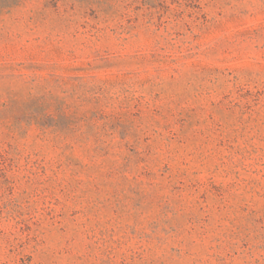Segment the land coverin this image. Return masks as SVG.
I'll return each instance as SVG.
<instances>
[{"label": "rangeland", "instance_id": "1", "mask_svg": "<svg viewBox=\"0 0 264 264\" xmlns=\"http://www.w3.org/2000/svg\"><path fill=\"white\" fill-rule=\"evenodd\" d=\"M0 264H264V0H9Z\"/></svg>", "mask_w": 264, "mask_h": 264}, {"label": "trees", "instance_id": "2", "mask_svg": "<svg viewBox=\"0 0 264 264\" xmlns=\"http://www.w3.org/2000/svg\"><path fill=\"white\" fill-rule=\"evenodd\" d=\"M11 3L9 0H0V9L7 8Z\"/></svg>", "mask_w": 264, "mask_h": 264}]
</instances>
